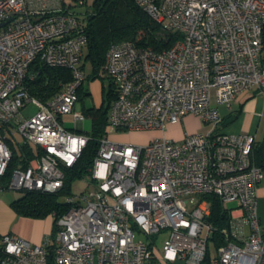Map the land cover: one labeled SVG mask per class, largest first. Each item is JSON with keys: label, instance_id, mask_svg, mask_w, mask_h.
I'll return each instance as SVG.
<instances>
[{"label": "built area", "instance_id": "obj_1", "mask_svg": "<svg viewBox=\"0 0 264 264\" xmlns=\"http://www.w3.org/2000/svg\"><path fill=\"white\" fill-rule=\"evenodd\" d=\"M75 1L76 6L87 2ZM134 1L180 38L163 50L133 40L110 44L104 69L116 94L107 134L98 138L97 154L82 178L92 187L66 195L69 210L41 243L0 233V264H202L214 231L207 194L236 202L245 214L222 230L226 243L211 264H264V227L257 212L264 170L254 163L253 133L188 132L181 141L161 136L145 144L109 135L164 133L191 114L219 123L220 106L263 90L264 0ZM70 5L0 0V23L12 18L0 27V190L13 147L30 144L41 150L26 167L14 169L8 188L58 192L64 168L75 165L90 138L62 123L85 81L87 37ZM37 58L69 68L74 77L46 101L25 86ZM28 103L37 107L30 117L21 112ZM75 120L83 129L84 114L76 113Z\"/></svg>", "mask_w": 264, "mask_h": 264}, {"label": "trees", "instance_id": "obj_2", "mask_svg": "<svg viewBox=\"0 0 264 264\" xmlns=\"http://www.w3.org/2000/svg\"><path fill=\"white\" fill-rule=\"evenodd\" d=\"M75 6L71 4L69 8H74L87 37L81 68L85 73L86 64L90 63L94 76L98 75L101 70L105 71L106 52L113 42L133 40L141 47L163 50L171 47L181 35L175 31L164 30L134 0H94L91 8H81L83 5L81 7ZM73 78L72 71L69 68L49 66L40 58H37L29 67L25 86L32 96L46 101L59 91L62 85L72 81ZM81 91L86 94L84 92V82L78 89V98H80ZM115 94L114 83L111 81L109 109ZM109 109L106 112L98 107L86 109V114L93 120V132L88 134L90 138L75 165L64 168L63 188L55 193L37 190L25 191L23 196L13 200L10 204L18 215L32 218L51 216L53 218L52 233L54 232L58 219L70 208V205L61 200V197L72 194L73 182L89 174L98 151V138L107 134ZM40 150V147L30 144L13 147V155L6 173L2 177V184L10 181L16 167H26L39 154ZM261 167L264 168V165H261ZM204 198L208 200L210 205L211 211L208 221L213 225L214 231L210 238L211 242L206 258L202 264H211L212 246L217 250L226 243L222 230L230 227L231 216L219 196L207 194ZM151 264L157 263L152 260Z\"/></svg>", "mask_w": 264, "mask_h": 264}, {"label": "crops", "instance_id": "obj_3", "mask_svg": "<svg viewBox=\"0 0 264 264\" xmlns=\"http://www.w3.org/2000/svg\"><path fill=\"white\" fill-rule=\"evenodd\" d=\"M233 102H236V108H234ZM233 102L231 107H219L221 115L219 123H212L211 126L210 124L205 125L199 117L192 114L186 115L178 123L169 124L164 133L160 131L159 137L166 136L174 141H181L188 132L210 134L213 131L223 130L229 133H253L255 135V143L253 145L254 163L258 166L264 165V129L261 126L264 118V89H254L237 97ZM257 196V212L260 223L264 227V176L258 185ZM229 203H224V205L229 210L231 219L236 222L242 221L245 215L242 208L236 202ZM9 217L13 218V213L5 214L4 211H0V233L15 232L34 243L42 242L45 231L41 230L40 233L33 231V224L38 226L33 223L36 222L33 218L23 217L16 223V228L11 229L10 224L6 222ZM39 223L41 222L39 221ZM52 228L53 225L51 230L49 229L47 232L50 231L51 233ZM246 232H249L248 227H246ZM175 264L183 263L179 261Z\"/></svg>", "mask_w": 264, "mask_h": 264}, {"label": "rangeland", "instance_id": "obj_4", "mask_svg": "<svg viewBox=\"0 0 264 264\" xmlns=\"http://www.w3.org/2000/svg\"><path fill=\"white\" fill-rule=\"evenodd\" d=\"M94 0H87L86 5L81 6H75V7H81V8H91ZM65 3L67 4H76L75 0H65ZM85 73L87 75V78L84 81V94L82 91L80 92V98L77 100L74 109L70 113H66L62 116V123L66 128H69L77 133L80 134H91L93 132V120L90 116L86 114V109L91 107H98L100 109H103L105 112L109 109V90L111 86L110 78L107 76L105 71L101 70L98 75H93L92 67L90 63L86 64L85 67ZM252 91V90H251ZM249 91V92H251ZM235 101V100H234ZM235 105L236 102H233ZM236 108V105L234 106ZM37 111V107L33 103H28L23 109L22 114L25 116L30 117ZM76 113H82L84 114L85 121H84V127L83 129H80L77 125V122L75 120V114ZM203 123L210 124L212 123ZM262 128L264 129V118L262 119ZM111 138L115 140H121L129 143H136V144H145L152 139H155L156 137L160 136V131L157 129H151V130H140V131H131V130H120L116 132H112L109 134ZM18 138L20 142L23 141V137L21 135H18ZM84 178H87L85 176ZM9 181H6L3 184V188L0 190V211H4L5 214L7 213H13L14 217H9L7 219V223L10 224L11 229L16 228V223L20 221L21 218L24 216L18 215L13 208L11 207V202L17 198H20L24 195L25 191L22 190H16V189H10L8 188ZM92 187V183L89 180H83L76 179L73 182L72 185V193H79L81 191H84L88 188ZM61 200H66V195L61 197ZM230 204V203H229ZM67 212V211H66ZM65 212V213H66ZM31 218L32 217H27ZM33 222L37 224L38 226L33 224V231H36L37 233H40L41 230L45 231L44 235L51 234L50 231L47 232L49 229L51 230V227L53 225V218L51 216L45 217V218H33ZM39 221L41 223H39ZM47 232V234H46ZM15 233V232H13ZM17 234V233H16ZM138 238H142V235L138 233ZM43 235V236H44ZM216 253V250L212 246V256H214Z\"/></svg>", "mask_w": 264, "mask_h": 264}, {"label": "water", "instance_id": "obj_5", "mask_svg": "<svg viewBox=\"0 0 264 264\" xmlns=\"http://www.w3.org/2000/svg\"><path fill=\"white\" fill-rule=\"evenodd\" d=\"M11 20H12V18H9L8 20H6V21L0 23V27L6 25V24H7L8 22H10Z\"/></svg>", "mask_w": 264, "mask_h": 264}]
</instances>
